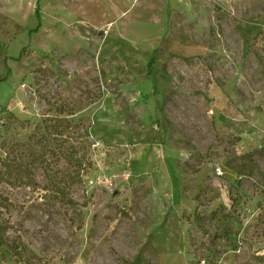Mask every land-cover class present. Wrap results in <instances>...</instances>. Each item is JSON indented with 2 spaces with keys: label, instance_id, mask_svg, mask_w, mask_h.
Returning <instances> with one entry per match:
<instances>
[{
  "label": "rangeland",
  "instance_id": "rangeland-1",
  "mask_svg": "<svg viewBox=\"0 0 264 264\" xmlns=\"http://www.w3.org/2000/svg\"><path fill=\"white\" fill-rule=\"evenodd\" d=\"M4 76L0 264H264V0H0Z\"/></svg>",
  "mask_w": 264,
  "mask_h": 264
},
{
  "label": "trees",
  "instance_id": "trees-1",
  "mask_svg": "<svg viewBox=\"0 0 264 264\" xmlns=\"http://www.w3.org/2000/svg\"><path fill=\"white\" fill-rule=\"evenodd\" d=\"M154 62H155V57L153 56V57L151 58V60L149 61V66H150V68H151L152 70H153ZM5 78H6V76L2 77V78L0 79V82L3 81ZM58 111H59L60 113H64V112H65V111H63L62 109H60V110H58ZM3 232H4L3 227L0 225V245H3V244L6 243V241H5L4 237H3Z\"/></svg>",
  "mask_w": 264,
  "mask_h": 264
}]
</instances>
